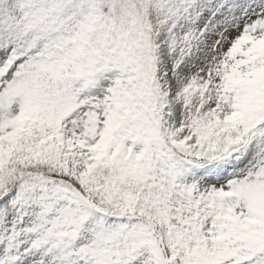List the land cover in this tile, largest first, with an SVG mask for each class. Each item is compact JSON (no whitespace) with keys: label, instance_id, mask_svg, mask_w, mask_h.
Returning a JSON list of instances; mask_svg holds the SVG:
<instances>
[{"label":"snow or ice","instance_id":"snow-or-ice-1","mask_svg":"<svg viewBox=\"0 0 264 264\" xmlns=\"http://www.w3.org/2000/svg\"><path fill=\"white\" fill-rule=\"evenodd\" d=\"M0 264H264V0H0Z\"/></svg>","mask_w":264,"mask_h":264}]
</instances>
